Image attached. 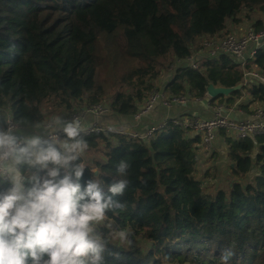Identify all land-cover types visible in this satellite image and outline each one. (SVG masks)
I'll list each match as a JSON object with an SVG mask.
<instances>
[{
	"label": "trees",
	"instance_id": "obj_1",
	"mask_svg": "<svg viewBox=\"0 0 264 264\" xmlns=\"http://www.w3.org/2000/svg\"><path fill=\"white\" fill-rule=\"evenodd\" d=\"M257 15L264 16V0H0V129L6 130L4 112L19 128L35 130L46 125V106L70 114L105 105L96 79L101 34L122 30V53L138 64L108 105L115 121L127 122L158 92L162 72L176 60L190 58L201 40L222 38L231 21H251L262 32L264 20L252 22ZM252 67L264 74V49L246 71ZM244 79L243 70L222 57L200 72L179 70L164 92L170 101H203L213 87L230 91L220 97L229 108L246 110L237 105L242 100L264 105V87L240 88ZM81 138L87 148L76 163L85 181L98 173L106 192L111 183L127 181L114 197L122 207L111 209L98 228L105 243L101 264H264V138L226 140L228 192L211 191L208 174L196 179L197 140L185 141L172 126L149 143L114 133ZM91 153L103 159L95 169L83 157ZM121 161L129 165L124 175ZM21 171L27 176L32 169ZM7 186L0 182V191ZM120 232L126 241L118 245ZM140 243L154 250L145 253Z\"/></svg>",
	"mask_w": 264,
	"mask_h": 264
},
{
	"label": "clouds",
	"instance_id": "obj_2",
	"mask_svg": "<svg viewBox=\"0 0 264 264\" xmlns=\"http://www.w3.org/2000/svg\"><path fill=\"white\" fill-rule=\"evenodd\" d=\"M62 124L65 139L24 137L0 129V264H101L105 243L98 228L108 212L122 207L127 181L102 187L83 179L76 163L87 148L77 121ZM21 166L32 169L30 175ZM129 165L121 161L118 172ZM121 237L124 232H120ZM226 259V257H225Z\"/></svg>",
	"mask_w": 264,
	"mask_h": 264
},
{
	"label": "built area",
	"instance_id": "obj_3",
	"mask_svg": "<svg viewBox=\"0 0 264 264\" xmlns=\"http://www.w3.org/2000/svg\"><path fill=\"white\" fill-rule=\"evenodd\" d=\"M248 25L245 28L246 33L243 35H239L238 32L225 38L223 36V39L201 40V48H199L198 52H195L194 47V52L190 58L176 60L169 71L168 83L166 82L164 88L161 91L159 90L158 82L163 75V71L156 83L158 92L151 93L147 97L140 106L137 116L131 117L130 123L125 125L120 124L119 121L113 123L114 116L110 108L107 105H95L84 109H74L70 114L59 119L53 125L32 131L19 128L14 124L10 114L4 112L7 117L6 131H11L24 137L26 133H29L33 136H41L44 139L55 137L63 141L62 124L59 121L64 123L77 121L81 125V135L85 137L114 133L122 138L149 143L155 140L157 134L161 131L172 126L185 133V141L197 140V143L193 145V148L196 149V157L191 169L196 179L202 181L204 179L201 176L202 167L216 154L219 142H223L226 145V140L255 142L259 138H264V105L259 103L246 104V110H240L237 106L229 108L220 97L211 96L209 90L203 101L189 98L170 101L166 97L164 89L179 70L188 69L193 72H200L205 65L217 62L222 57L231 59L234 65L245 73V79L240 88L264 87V74L255 67L246 71L247 64L255 59L259 50L264 49V30L257 33L251 24ZM197 105H204L206 118L198 119L179 116L173 119H164L158 125L150 126L143 134L140 131L146 118L159 108L170 111L175 107L181 109ZM90 119L94 122L89 127H86L85 125ZM0 182L7 183L5 178H0Z\"/></svg>",
	"mask_w": 264,
	"mask_h": 264
},
{
	"label": "rangeland",
	"instance_id": "obj_4",
	"mask_svg": "<svg viewBox=\"0 0 264 264\" xmlns=\"http://www.w3.org/2000/svg\"><path fill=\"white\" fill-rule=\"evenodd\" d=\"M242 16L243 14L241 15V17ZM258 20L259 21L264 20V16L257 15L256 17H253L252 22L253 21L256 22ZM248 22L250 23L251 21ZM249 23H245V21H239V24H237L236 21L229 22L226 33L223 38L227 36H231L233 33H238V32L239 35L245 34L246 33L245 28L249 26L248 25ZM123 45H124V38H123L122 30H118L114 35L101 34L97 43V55L99 57V67L97 69L96 79L98 82H100L103 85V88L107 94V100L105 101V105L107 106L110 104L111 99L114 98L115 94L120 91V81L122 80V78L128 72L138 68L137 63L127 60L126 57H124L122 53ZM199 48H201V42L195 48V52L199 51L200 50ZM169 74H170L169 71L163 72V75L158 82V87L160 91L164 88ZM229 94H227V96L224 97H228ZM237 103L239 105L249 104V101L242 100ZM181 110H187V108H181ZM44 114L47 119L45 127L53 125L59 119L68 115V114L55 112L52 110L50 106L45 107ZM115 122L116 121L114 120L113 123ZM119 123L125 125V122H119ZM25 135H31V134L26 133ZM220 147H224L226 151V146H222L221 144H219L217 149H219ZM225 151L221 152L222 155L225 153ZM223 156L221 157L219 154L214 155L202 167L201 176H203L204 178V176L208 174L210 178L207 180V184L208 187L211 188V191L223 189L228 192L233 183V179L229 177L230 164L226 159L228 155L225 153V155ZM83 157L85 158L86 161L85 163L90 167H93L96 161L103 160L102 156L97 153H91L88 154V156H85L83 154ZM93 169L95 168L93 167ZM101 226H103V224ZM115 241L116 244L121 245L122 242L126 241V238L124 236L121 237L120 235H118L115 237ZM140 245L144 252L145 251L150 252L154 250V248L151 246L150 243L149 244L140 243Z\"/></svg>",
	"mask_w": 264,
	"mask_h": 264
},
{
	"label": "crops",
	"instance_id": "obj_5",
	"mask_svg": "<svg viewBox=\"0 0 264 264\" xmlns=\"http://www.w3.org/2000/svg\"><path fill=\"white\" fill-rule=\"evenodd\" d=\"M179 116H187L188 118L204 119V118H206V115L204 114V105L189 106V107H187V110H181V109L175 107L170 111H165L164 109L159 108L152 115H150L149 117L146 118L144 125L140 128V131L143 134L147 129L150 128V126L158 125L164 119H173V118H176ZM93 122L94 121L90 119L86 123L85 126L89 127L90 125H92ZM127 123H130V120L125 122V124H127ZM29 131H32V130H29ZM30 136H33V135L32 134L31 135H25V137H30ZM219 144H221L222 146H226V145H224L223 142L222 143L219 142L217 144V148H218ZM217 148H216V154H219L221 157L223 155H225V153L227 154V147H226V151H225L224 147H220L219 149H217ZM222 151L223 152L225 151V153L223 155L221 153Z\"/></svg>",
	"mask_w": 264,
	"mask_h": 264
},
{
	"label": "water",
	"instance_id": "obj_6",
	"mask_svg": "<svg viewBox=\"0 0 264 264\" xmlns=\"http://www.w3.org/2000/svg\"><path fill=\"white\" fill-rule=\"evenodd\" d=\"M229 93H230V91H226V90H222V89L216 90L213 87H211L209 89V94L213 97L227 96V94H229ZM98 175H99L98 173H95V177H97Z\"/></svg>",
	"mask_w": 264,
	"mask_h": 264
}]
</instances>
